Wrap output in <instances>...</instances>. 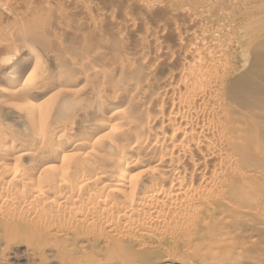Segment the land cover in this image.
<instances>
[{"label": "bare ground", "instance_id": "bare-ground-1", "mask_svg": "<svg viewBox=\"0 0 264 264\" xmlns=\"http://www.w3.org/2000/svg\"><path fill=\"white\" fill-rule=\"evenodd\" d=\"M261 15L0 0V264L19 242L40 264H258Z\"/></svg>", "mask_w": 264, "mask_h": 264}, {"label": "rangeland", "instance_id": "rangeland-1", "mask_svg": "<svg viewBox=\"0 0 264 264\" xmlns=\"http://www.w3.org/2000/svg\"><path fill=\"white\" fill-rule=\"evenodd\" d=\"M263 10H261V12H262ZM109 12H111V10H109ZM117 11H115V12H113V14L115 15V13H116ZM112 13V12H111ZM117 13H119V11L117 12ZM116 13V14H117ZM132 13L133 14H135L136 13V11L134 10H132ZM120 14V13H119ZM261 17H264V16H262L261 15ZM263 21V20H262ZM264 22V21H263ZM5 25H7L6 23H5ZM261 28H262V26H261ZM261 34H264V28H262V31H261ZM166 36V37H165ZM169 35H164V41H166V42H169L168 40V37ZM262 36V35H261ZM168 37V38H167ZM166 38V39H165ZM168 39V40H167ZM3 43L4 42H2V45H0L1 46V52H0V56L4 53V50H5V43H4V46H3ZM1 44V43H0ZM3 46V47H2ZM6 51V50H5ZM43 56V55H42ZM43 59H44V61H47L46 59H45V57H43ZM261 134H262V136H263V138H264V130L261 132ZM263 194H264V192H262ZM263 194H261V196L263 195ZM263 197V196H262ZM261 212H262V210H261ZM263 212H264V210H263ZM259 216H261L260 218H262V221H261V226H263L264 224V221H263V219H264V213H262V214H260ZM260 220V219H259ZM264 227V226H263ZM257 236V237H256ZM260 237V238H259ZM255 238H257L256 240H255ZM252 239H254V240H252ZM252 239H251V242L252 241H254V243L256 242H258L257 244L255 243V246H257L258 244H259V246L261 247H259V246H257V249L259 250L258 252H259V257H258V264H264V234H262V232H261V234H257V235H254L253 237H252ZM261 239V240H260ZM258 240V241H257ZM261 241V242H260ZM22 244V245H21ZM15 247V248H14ZM259 247V248H258ZM26 244H25V242H19V244H16V245H13V247L12 248H8V249H4V251H3V254H2V259H3V262L1 263V264H40V262L37 260V259H34V258H32L31 256H28V255H26ZM11 250V251H10ZM5 256V257H4ZM28 256V257H27ZM50 257H47V260L44 262V263H42V264H60V263H58V260H56L55 258H50ZM38 261V262H37ZM62 264V263H61ZM79 264H81V263H79ZM257 264V263H256Z\"/></svg>", "mask_w": 264, "mask_h": 264}]
</instances>
